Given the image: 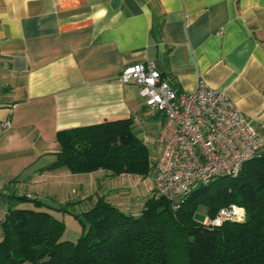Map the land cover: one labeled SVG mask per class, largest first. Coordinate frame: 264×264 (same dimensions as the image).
<instances>
[{"label": "crops", "instance_id": "obj_1", "mask_svg": "<svg viewBox=\"0 0 264 264\" xmlns=\"http://www.w3.org/2000/svg\"><path fill=\"white\" fill-rule=\"evenodd\" d=\"M150 60L182 92L200 78L226 92L264 139V0H0V124H12L0 133L1 238L11 207H33L11 194L59 220L83 217L99 198L138 214L123 175L45 168L60 131L133 117L136 132L155 121L140 87L119 81Z\"/></svg>", "mask_w": 264, "mask_h": 264}, {"label": "trees", "instance_id": "obj_2", "mask_svg": "<svg viewBox=\"0 0 264 264\" xmlns=\"http://www.w3.org/2000/svg\"><path fill=\"white\" fill-rule=\"evenodd\" d=\"M134 125L128 117L58 132L60 150L45 170L148 176L155 163ZM153 192L139 216L99 198L83 215L88 225L74 215L83 223L76 242L61 240L65 224L49 211L55 208L11 194L9 199L33 207H11L6 213L0 264H264L262 151L237 177L212 180L187 195L177 209ZM231 204L245 208L243 222L206 227L195 219L201 206L214 217Z\"/></svg>", "mask_w": 264, "mask_h": 264}, {"label": "built area", "instance_id": "obj_3", "mask_svg": "<svg viewBox=\"0 0 264 264\" xmlns=\"http://www.w3.org/2000/svg\"><path fill=\"white\" fill-rule=\"evenodd\" d=\"M119 81L139 86L147 108L165 118L153 184L156 194L172 202L175 209L199 183L237 177L264 148V139L237 104L202 78L193 92H182L150 60L127 66ZM11 128V122H3L0 133ZM245 219V208L231 204L207 217L203 225L221 227Z\"/></svg>", "mask_w": 264, "mask_h": 264}, {"label": "rangeland", "instance_id": "obj_4", "mask_svg": "<svg viewBox=\"0 0 264 264\" xmlns=\"http://www.w3.org/2000/svg\"><path fill=\"white\" fill-rule=\"evenodd\" d=\"M163 115L158 114L155 117V121L151 122L149 125H146L140 130H136V134L143 140H149V149H150V155L151 160L153 163L156 162L158 159L160 153H161V145L158 141L162 125H163ZM151 120H154L152 118ZM136 129V128H135ZM155 170L152 169L148 176L143 177L141 175H123L121 177L122 187L127 188L128 190H124V192H130L132 195H134V199L136 201V207L138 208V214H134V216H139L140 212L142 211V205L147 201V199L151 196H153V175ZM61 221L65 224V230L61 237V240L65 241H71L76 242L80 238L82 232H83V223L76 218L75 216H71L68 214L67 217L61 216ZM207 210L204 206H201L199 208V211L195 215L196 221L203 223L205 219L207 218ZM84 222L86 225H88V221L83 216ZM1 239V237H0Z\"/></svg>", "mask_w": 264, "mask_h": 264}, {"label": "water", "instance_id": "obj_5", "mask_svg": "<svg viewBox=\"0 0 264 264\" xmlns=\"http://www.w3.org/2000/svg\"><path fill=\"white\" fill-rule=\"evenodd\" d=\"M204 185L202 183H199L193 190L192 192H196L198 191L199 189H201Z\"/></svg>", "mask_w": 264, "mask_h": 264}]
</instances>
